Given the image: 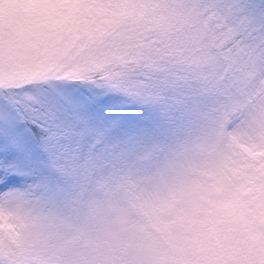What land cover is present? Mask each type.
I'll list each match as a JSON object with an SVG mask.
<instances>
[{
	"label": "snow or ice",
	"instance_id": "1",
	"mask_svg": "<svg viewBox=\"0 0 264 264\" xmlns=\"http://www.w3.org/2000/svg\"><path fill=\"white\" fill-rule=\"evenodd\" d=\"M39 8L31 40L0 35V264H97L104 241L122 242L138 200L170 187L177 169L190 175L186 162L204 168L197 149L226 138L230 153L264 151L253 123L264 111V0ZM64 38L79 43L83 63L12 77L11 56ZM183 197L171 186L167 202ZM123 256L115 246L106 264Z\"/></svg>",
	"mask_w": 264,
	"mask_h": 264
},
{
	"label": "rangeland",
	"instance_id": "2",
	"mask_svg": "<svg viewBox=\"0 0 264 264\" xmlns=\"http://www.w3.org/2000/svg\"><path fill=\"white\" fill-rule=\"evenodd\" d=\"M39 11V0H0V35L13 43L31 40L30 18ZM132 11L125 9L129 16ZM125 35L136 39L130 31ZM74 61L83 63L78 42L38 40L22 57L11 56L8 67L14 79L27 82ZM253 123L254 134L264 137V111H257ZM241 150L247 158L230 153L226 138L197 149L192 159L204 168L186 162L190 175L177 169L170 187L138 200L126 217L122 242L104 241L97 264H106L115 246L124 254L119 264H264V151ZM175 185L184 189L177 205L167 202Z\"/></svg>",
	"mask_w": 264,
	"mask_h": 264
}]
</instances>
